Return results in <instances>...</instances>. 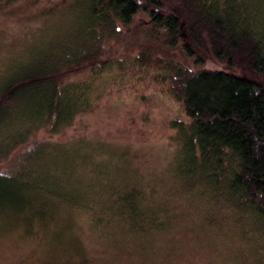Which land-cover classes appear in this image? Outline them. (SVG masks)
I'll use <instances>...</instances> for the list:
<instances>
[{
  "label": "trees",
  "instance_id": "16d2710c",
  "mask_svg": "<svg viewBox=\"0 0 264 264\" xmlns=\"http://www.w3.org/2000/svg\"><path fill=\"white\" fill-rule=\"evenodd\" d=\"M74 1L78 27L94 47L50 58L41 50L26 62L39 56L37 66L0 76V224L22 220L31 230L62 207H90L91 189L96 196L101 186L96 170L81 178L68 157L82 141L57 139L95 110L93 78L116 63L151 78L183 107L187 119L172 123L178 194L202 206L204 224L227 216L262 234L256 248L264 256V0ZM142 13L148 37L134 38L129 51L103 45L133 30ZM157 47L179 50L178 58ZM140 186L113 182L110 194L99 193L107 201L93 212L94 224L114 208L133 233L167 226L165 200Z\"/></svg>",
  "mask_w": 264,
  "mask_h": 264
},
{
  "label": "rangeland",
  "instance_id": "374dc122",
  "mask_svg": "<svg viewBox=\"0 0 264 264\" xmlns=\"http://www.w3.org/2000/svg\"><path fill=\"white\" fill-rule=\"evenodd\" d=\"M78 9L74 0H0V76L11 69H30L34 60L31 65L37 66L39 56L26 62L41 50L50 58L94 47L87 46L90 37L78 27ZM137 18L141 19L120 43L111 39L103 45L122 43L126 51L132 50L134 38L148 37L142 32L148 15ZM74 42L78 45L73 48ZM157 50L166 58L179 55V50ZM92 82L91 98L97 107L79 116L57 140L82 141L70 148L78 150L68 157L81 178H91L96 170L94 177L101 183L97 195L91 189L90 207H62L45 225L37 221L31 230L22 220L0 224V264H264L256 248L262 234L227 216L219 224H204L202 206H189L192 203L178 194V179L170 166L178 150L172 123L187 119L182 105L151 78L144 79L131 67L121 70L116 63ZM113 182L140 184L150 198L165 200L171 217L166 216L167 226L133 233L129 221L114 208L97 214L101 224L95 225L93 212L107 201L98 195L110 194L107 187Z\"/></svg>",
  "mask_w": 264,
  "mask_h": 264
}]
</instances>
